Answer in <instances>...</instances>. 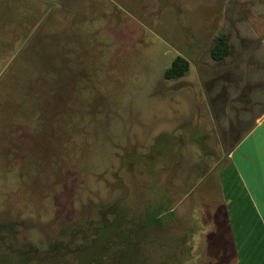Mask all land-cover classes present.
I'll return each instance as SVG.
<instances>
[{"label": "rangeland", "instance_id": "obj_1", "mask_svg": "<svg viewBox=\"0 0 264 264\" xmlns=\"http://www.w3.org/2000/svg\"><path fill=\"white\" fill-rule=\"evenodd\" d=\"M225 2L0 0V264H237L264 68L212 59L259 36Z\"/></svg>", "mask_w": 264, "mask_h": 264}, {"label": "crops", "instance_id": "obj_2", "mask_svg": "<svg viewBox=\"0 0 264 264\" xmlns=\"http://www.w3.org/2000/svg\"><path fill=\"white\" fill-rule=\"evenodd\" d=\"M225 7L232 17H258L253 24L254 26L251 25L250 28L254 29L259 36L245 51L240 46H234L229 37L230 34L225 32L230 42V53L226 57L233 56L236 61L227 68H233L232 66L235 65L236 70H243L242 73L252 70L255 71L254 74H258V71L260 72L264 68V0H226ZM257 8L259 10H256ZM237 21L233 19L230 26H237ZM257 57H259L260 63L255 64ZM251 58H254V60H251ZM237 62H242L241 69L236 67ZM247 75L249 76L250 72H247ZM254 123L252 126L254 130L248 133V138H244L240 146L242 147L249 138L255 139L253 142L255 145L254 151H248L247 154L250 155H246L249 162L246 163L242 160L243 170L250 179V183L247 182L243 185V190L249 201L253 216L248 218L229 216L237 264H264V109L256 116ZM239 148L236 150H239ZM233 151V149L228 151L230 158H233ZM252 227H254V230L250 231Z\"/></svg>", "mask_w": 264, "mask_h": 264}, {"label": "trees", "instance_id": "obj_3", "mask_svg": "<svg viewBox=\"0 0 264 264\" xmlns=\"http://www.w3.org/2000/svg\"><path fill=\"white\" fill-rule=\"evenodd\" d=\"M211 56L214 60H222L230 53V42L225 32H221L215 38L211 47ZM190 68V62L183 56H176L172 65L166 69V78H177L184 76Z\"/></svg>", "mask_w": 264, "mask_h": 264}, {"label": "flooded vegetation", "instance_id": "obj_4", "mask_svg": "<svg viewBox=\"0 0 264 264\" xmlns=\"http://www.w3.org/2000/svg\"><path fill=\"white\" fill-rule=\"evenodd\" d=\"M102 209L104 213L103 217H105L106 212L103 207ZM69 238L73 239L72 237ZM54 239L56 240L57 236H55ZM54 246L55 245L52 246L49 245L47 248H41L40 246H36L28 242L27 244H25L23 248H18L16 250L8 249V250H4V252L12 251V253L14 254L13 256H17L18 264H44L46 263V261L43 262V258H45V256L48 257L50 253H53L54 250H57L58 247H54ZM66 247H67V242H65L63 245L60 246V248H66Z\"/></svg>", "mask_w": 264, "mask_h": 264}]
</instances>
